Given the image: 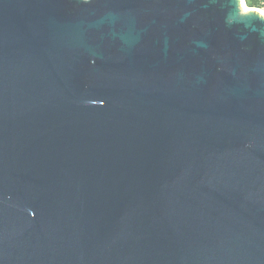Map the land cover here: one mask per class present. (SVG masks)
Here are the masks:
<instances>
[{
  "label": "water",
  "instance_id": "1",
  "mask_svg": "<svg viewBox=\"0 0 264 264\" xmlns=\"http://www.w3.org/2000/svg\"><path fill=\"white\" fill-rule=\"evenodd\" d=\"M244 4L0 0V264H264Z\"/></svg>",
  "mask_w": 264,
  "mask_h": 264
},
{
  "label": "trees",
  "instance_id": "2",
  "mask_svg": "<svg viewBox=\"0 0 264 264\" xmlns=\"http://www.w3.org/2000/svg\"><path fill=\"white\" fill-rule=\"evenodd\" d=\"M247 8L262 9L264 7V0H244Z\"/></svg>",
  "mask_w": 264,
  "mask_h": 264
},
{
  "label": "rangeland",
  "instance_id": "3",
  "mask_svg": "<svg viewBox=\"0 0 264 264\" xmlns=\"http://www.w3.org/2000/svg\"><path fill=\"white\" fill-rule=\"evenodd\" d=\"M241 1H242V0H241ZM245 9H248V8L245 6V4H244L243 6H242V5H241V6L239 5V11H238V14H239V15H245V14H247L246 11H245ZM254 10H257L258 13H264V7H263L262 9H257V8H256V9H254ZM260 15H261V14H260Z\"/></svg>",
  "mask_w": 264,
  "mask_h": 264
},
{
  "label": "bare ground",
  "instance_id": "4",
  "mask_svg": "<svg viewBox=\"0 0 264 264\" xmlns=\"http://www.w3.org/2000/svg\"><path fill=\"white\" fill-rule=\"evenodd\" d=\"M241 3H242V1H241ZM246 11H248L249 9H245ZM254 10V9H253ZM255 12H257V10H254ZM258 13V12H257ZM258 14H261V16H263L264 17V13H258Z\"/></svg>",
  "mask_w": 264,
  "mask_h": 264
},
{
  "label": "built area",
  "instance_id": "5",
  "mask_svg": "<svg viewBox=\"0 0 264 264\" xmlns=\"http://www.w3.org/2000/svg\"><path fill=\"white\" fill-rule=\"evenodd\" d=\"M256 9V8H255Z\"/></svg>",
  "mask_w": 264,
  "mask_h": 264
}]
</instances>
